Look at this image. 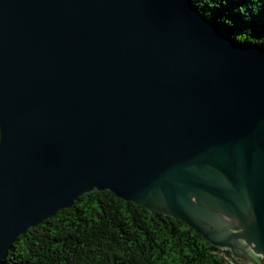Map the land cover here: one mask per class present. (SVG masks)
I'll list each match as a JSON object with an SVG mask.
<instances>
[{"label": "water", "instance_id": "1", "mask_svg": "<svg viewBox=\"0 0 264 264\" xmlns=\"http://www.w3.org/2000/svg\"><path fill=\"white\" fill-rule=\"evenodd\" d=\"M94 190L264 264V45L192 0H0V264Z\"/></svg>", "mask_w": 264, "mask_h": 264}, {"label": "trees", "instance_id": "2", "mask_svg": "<svg viewBox=\"0 0 264 264\" xmlns=\"http://www.w3.org/2000/svg\"><path fill=\"white\" fill-rule=\"evenodd\" d=\"M229 35L264 45V0H192ZM4 264H244L179 219L94 190L20 235Z\"/></svg>", "mask_w": 264, "mask_h": 264}, {"label": "rangeland", "instance_id": "3", "mask_svg": "<svg viewBox=\"0 0 264 264\" xmlns=\"http://www.w3.org/2000/svg\"><path fill=\"white\" fill-rule=\"evenodd\" d=\"M222 249H229V248H222ZM230 250V249H229ZM233 255V254H232ZM262 255V254H261ZM239 261V260H238ZM262 261H264V256L262 255ZM241 262H243L244 263V261H241ZM244 264H246V263H244Z\"/></svg>", "mask_w": 264, "mask_h": 264}]
</instances>
